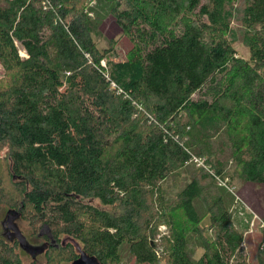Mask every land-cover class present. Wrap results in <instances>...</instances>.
I'll return each instance as SVG.
<instances>
[{"label": "trees", "instance_id": "trees-1", "mask_svg": "<svg viewBox=\"0 0 264 264\" xmlns=\"http://www.w3.org/2000/svg\"><path fill=\"white\" fill-rule=\"evenodd\" d=\"M90 1L0 0V199L48 227L46 264L79 248L119 264L124 242L136 262L159 264L155 219L171 233L166 264H249L208 172L173 204L161 183L198 155L222 178L264 184V0H102L132 42L116 61L98 47ZM240 1L248 58L230 26ZM189 228L202 243L196 259ZM16 249L0 237V264H23Z\"/></svg>", "mask_w": 264, "mask_h": 264}, {"label": "rangeland", "instance_id": "rangeland-1", "mask_svg": "<svg viewBox=\"0 0 264 264\" xmlns=\"http://www.w3.org/2000/svg\"><path fill=\"white\" fill-rule=\"evenodd\" d=\"M243 4L240 1L237 5V9L231 18L230 26L234 32V47L237 50V55L244 58H248V48L243 42V36L245 28L241 19V8ZM89 9V16L95 21L100 36L98 38V47L111 48L109 58L111 60H122L126 58L127 51L132 46V42L129 37L121 30L119 25L116 23L111 10L107 4L102 0H91L87 4ZM24 50L20 49V52ZM23 57V56H22ZM105 62V60H104ZM8 80V73L0 62V85H3ZM222 139H216L218 146H221L223 150L226 149L225 142H221ZM227 155L228 153H223ZM199 159L196 161L194 158ZM201 160V161H200ZM228 167L234 170L235 165L228 162ZM208 172L213 178L214 186L223 195L227 208L233 215V222L235 226L243 232V242L241 244L244 254L246 255L249 264H258L257 254L261 250L260 241L263 237L264 227V184L247 182L242 178L235 175L233 180L229 178H222L217 175L214 168L208 163L206 156L193 155V157L185 164L181 169L176 171L172 176H169L161 183V193L163 201L168 204L175 203L178 198L179 192L183 187L190 181V179L196 173L201 174ZM236 174V173H235ZM206 184H204L205 186ZM6 192V191H5ZM156 198V196H155ZM9 201L6 199H0V236L5 238L2 226V220L4 215L9 208ZM94 204L101 207L100 203L94 201ZM194 206L198 213L203 216L202 224L207 225L208 216L205 215V207L201 198L194 200ZM157 209L160 207L154 206V212L157 213ZM174 220L177 221V225H182L184 218L180 213H173ZM19 228L22 233L28 236L31 241L36 244H43L45 241L43 237H39V234H49V229L46 225H40L39 223L31 222L29 217L20 218L17 220ZM186 225V224H183ZM182 225V226H183ZM187 228V227H186ZM170 229L167 223L160 222L155 219L154 224V236L151 237L152 241L157 244V251L159 253L160 262L159 264H166L165 260L161 258V250L164 252V239L169 237ZM62 239L64 237H61ZM19 252L20 259L23 264H31V256L19 248L16 249ZM186 250L193 257L198 258L202 252V243L199 235H197L190 228L186 234ZM119 264H147L138 263L134 259L133 255L129 250V245L124 242L119 247ZM38 264H46V257L44 254L37 256ZM58 264H71V261L61 260Z\"/></svg>", "mask_w": 264, "mask_h": 264}, {"label": "flooded vegetation", "instance_id": "flooded-vegetation-1", "mask_svg": "<svg viewBox=\"0 0 264 264\" xmlns=\"http://www.w3.org/2000/svg\"><path fill=\"white\" fill-rule=\"evenodd\" d=\"M16 218L17 220L21 218L18 211L13 208H8L2 220V226L3 229H5V238H2L10 245L16 246V248H19L21 251L29 254L32 259L36 260L38 255L44 254L46 251V248L49 245L47 242L48 240L45 239L41 245L31 241L28 236L22 233L18 222L15 220ZM38 236L43 238L48 237L49 243L55 244V239H53L50 234H39ZM26 248H32L34 251L29 252ZM37 250H41V252H38Z\"/></svg>", "mask_w": 264, "mask_h": 264}, {"label": "water", "instance_id": "water-1", "mask_svg": "<svg viewBox=\"0 0 264 264\" xmlns=\"http://www.w3.org/2000/svg\"><path fill=\"white\" fill-rule=\"evenodd\" d=\"M29 252H33L32 248H26ZM41 252V250H37ZM71 264H100L96 257L89 255L83 249H78V256L71 261Z\"/></svg>", "mask_w": 264, "mask_h": 264}, {"label": "built area", "instance_id": "built-area-1", "mask_svg": "<svg viewBox=\"0 0 264 264\" xmlns=\"http://www.w3.org/2000/svg\"><path fill=\"white\" fill-rule=\"evenodd\" d=\"M20 54V56H25V52L23 51V52H20L19 53ZM101 65H103V66H105V62H104V60H101ZM112 86H115V84L112 82ZM193 157V156H192ZM191 157V158H192ZM196 161H198L199 159H197L196 157L194 158ZM201 161V160H200Z\"/></svg>", "mask_w": 264, "mask_h": 264}]
</instances>
